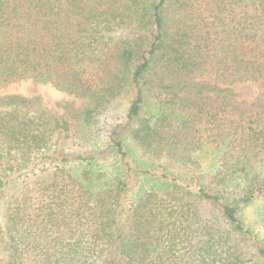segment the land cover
<instances>
[{
	"label": "trees",
	"instance_id": "obj_1",
	"mask_svg": "<svg viewBox=\"0 0 264 264\" xmlns=\"http://www.w3.org/2000/svg\"><path fill=\"white\" fill-rule=\"evenodd\" d=\"M22 81L86 103L0 92V264H264V0H0Z\"/></svg>",
	"mask_w": 264,
	"mask_h": 264
},
{
	"label": "rangeland",
	"instance_id": "obj_2",
	"mask_svg": "<svg viewBox=\"0 0 264 264\" xmlns=\"http://www.w3.org/2000/svg\"><path fill=\"white\" fill-rule=\"evenodd\" d=\"M231 88L236 92L239 100L251 101L255 95V86L251 83H235ZM1 93L19 92L27 96L40 95L47 107L53 112L60 113L61 105L69 102L75 106H81L86 100L62 91L51 84L34 83L32 81H22L12 84L8 88L1 90ZM203 168L208 166V160L205 156H198Z\"/></svg>",
	"mask_w": 264,
	"mask_h": 264
}]
</instances>
